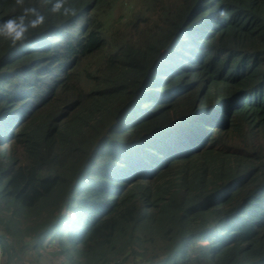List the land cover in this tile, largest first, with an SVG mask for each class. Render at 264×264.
<instances>
[{"label": "trees", "instance_id": "16d2710c", "mask_svg": "<svg viewBox=\"0 0 264 264\" xmlns=\"http://www.w3.org/2000/svg\"><path fill=\"white\" fill-rule=\"evenodd\" d=\"M40 250L264 264V0H0V257Z\"/></svg>", "mask_w": 264, "mask_h": 264}, {"label": "rangeland", "instance_id": "374dc122", "mask_svg": "<svg viewBox=\"0 0 264 264\" xmlns=\"http://www.w3.org/2000/svg\"><path fill=\"white\" fill-rule=\"evenodd\" d=\"M42 251V255H37L35 253H25L22 257V264H62L61 258H52L50 254H48V250H40ZM4 257H0V264H4ZM124 264H134L131 258H128Z\"/></svg>", "mask_w": 264, "mask_h": 264}, {"label": "clouds", "instance_id": "9594fccd", "mask_svg": "<svg viewBox=\"0 0 264 264\" xmlns=\"http://www.w3.org/2000/svg\"><path fill=\"white\" fill-rule=\"evenodd\" d=\"M219 14L220 15H225L226 13L224 12V10H221Z\"/></svg>", "mask_w": 264, "mask_h": 264}]
</instances>
